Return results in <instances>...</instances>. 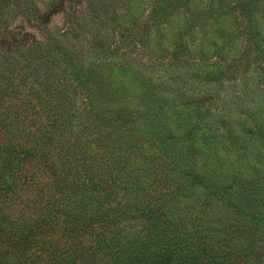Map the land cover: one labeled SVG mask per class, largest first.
Listing matches in <instances>:
<instances>
[{"label":"trees","instance_id":"16d2710c","mask_svg":"<svg viewBox=\"0 0 264 264\" xmlns=\"http://www.w3.org/2000/svg\"><path fill=\"white\" fill-rule=\"evenodd\" d=\"M104 1L51 28L0 0L17 9L0 22V264H264V0H140L141 36L130 0ZM171 16L161 47L151 25ZM178 68L213 84H153ZM236 77L263 93L253 112L209 114Z\"/></svg>","mask_w":264,"mask_h":264},{"label":"rangeland","instance_id":"374dc122","mask_svg":"<svg viewBox=\"0 0 264 264\" xmlns=\"http://www.w3.org/2000/svg\"><path fill=\"white\" fill-rule=\"evenodd\" d=\"M20 4V10L22 12L27 13L29 20H37L41 19V17H44L43 14L48 12L49 16L47 19H45L46 25H49L51 28H59V27H66L69 26L70 23H72L73 20L76 19V22L79 21L83 23L84 25L87 22L88 17L94 18V14L92 11H88L91 8L89 7V2L96 0H18ZM128 0L125 1V3ZM131 1V15L134 17L137 22L140 24V27H134L137 31H139V35L141 36L143 30L150 24L143 15L140 14V0H130ZM107 1H104V4H106ZM16 8L13 3L12 6L6 7L4 10H2V13L5 11V15L0 18V22L8 21L13 22L16 17ZM179 17L177 16H171L163 25H159L157 23H153L151 25V29H155L157 25L159 26V31L156 33L154 31H150L149 35H151V39L156 38L159 40V43L161 47L166 46V42L169 40V33L174 30L175 27H177L180 24ZM156 24V25H155ZM132 29V30H134ZM142 30V31H141ZM138 34V33H137ZM97 37L101 39V41L110 42L109 45L113 46V42L116 38L113 37L107 38V36L103 33L98 31L97 34H95ZM198 32L197 30L193 32V34L190 36L188 41L194 40V43L190 45L189 52L184 53L182 57H185L184 59L187 61V63L183 64V67H190L187 64L190 62V56L188 54L192 55V53L195 54V44H196V38H198ZM116 37V36H115ZM132 51L128 53L124 60L131 61L132 63H135L133 67L136 68H145L148 65L146 64L145 57H141V52H144L141 50V47L138 46L136 43V46L133 47ZM229 55H232V53H229ZM231 57V56H230ZM264 69V66H263ZM155 72V70L153 71ZM156 72L159 75V70L156 69ZM193 73V81L187 80V72L183 71L181 68L178 69H169L163 71L162 74H160L158 78H155L153 80V84L156 86L158 82H160V86L163 88H175L177 87L179 91H183L185 93H191L194 92L195 89H202L205 90L208 88V86H212V81H204V77L201 73H199L196 69L195 71H192ZM174 78V83L172 84V78ZM251 78H254V75L251 76ZM239 77H236L234 79H231L229 83L225 82L221 90L219 91V95L214 92V89H209L207 97L208 102L205 104H208V110L209 114L213 115L216 114L217 111H223L226 113V117L228 121H234V122H241L246 119V115H243L242 112H246L247 110H250L253 112L254 104H257V100L260 99L262 96L261 91H257L255 88V85L250 81L246 85H241L238 83ZM234 82V84L232 82ZM218 90V89H217ZM263 98V96H262ZM206 100V99H205ZM237 105V107H236ZM240 105V106H239ZM239 106V107H238ZM220 108V110L218 109ZM240 110H239V109ZM218 109V110H217ZM242 111V112H241ZM248 113V111H247ZM250 113V112H249ZM256 116V115H254Z\"/></svg>","mask_w":264,"mask_h":264}]
</instances>
